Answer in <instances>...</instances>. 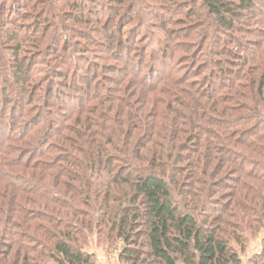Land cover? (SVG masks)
Listing matches in <instances>:
<instances>
[{
	"label": "trees",
	"instance_id": "16d2710c",
	"mask_svg": "<svg viewBox=\"0 0 264 264\" xmlns=\"http://www.w3.org/2000/svg\"><path fill=\"white\" fill-rule=\"evenodd\" d=\"M139 1L165 34L156 51L135 35L131 0H0V133L24 144L0 143V181L57 202L23 208L11 228L26 213L41 221L33 235L1 219L25 264H95L77 243L74 197L98 201L121 264H241L232 241L264 226L263 0ZM90 170L109 174L101 195L87 192ZM62 183L71 198L55 193ZM250 264H264V238Z\"/></svg>",
	"mask_w": 264,
	"mask_h": 264
},
{
	"label": "rangeland",
	"instance_id": "374dc122",
	"mask_svg": "<svg viewBox=\"0 0 264 264\" xmlns=\"http://www.w3.org/2000/svg\"><path fill=\"white\" fill-rule=\"evenodd\" d=\"M57 1V0H54ZM132 4H134L137 8H139L138 10L140 11L139 16H141L142 20L137 22H135L134 24V29H135V35L137 36V38H139V40H145V43L147 45V50H157L159 47L160 42L164 39L165 34L163 31L158 30L156 27H154L153 24V16H151L150 14H148L146 11H143L140 1L139 0H131ZM264 3V0L261 1ZM262 3V5H263ZM264 8V7H263ZM264 16V10L262 11ZM142 22V23H141ZM131 27H126V29L128 31H130ZM115 63V62H114ZM118 64V63H115ZM161 68V65L156 67L157 68ZM109 77L111 76L112 81L110 82V79H108V84H112V87H116V90L119 91V87L121 86V82L120 80V76L122 75V72H118L116 73L115 71L113 72H108L106 73ZM101 82H103V80H101ZM117 83V84H116ZM114 87V88H115ZM121 88V87H120ZM138 89H140L138 87ZM131 90H128V92H130ZM161 95V94H160ZM125 96L128 98V93L125 94ZM133 100V99H132ZM136 100V99H134ZM136 103V101H133ZM106 124H112L110 123H106ZM5 133V132H4ZM3 133V134H4ZM6 134V133H5ZM2 135V133H0V143L2 142H6L8 145H12V144H20L23 145L24 144L22 142H18L16 140H8L6 138V135ZM6 139V140H5ZM79 146L83 145L82 144V140L78 143ZM86 146V145H85ZM89 146H87L88 148ZM26 148V147H24ZM74 148V147H73ZM73 152L75 154H78V152L75 150H73ZM86 153V152H84ZM16 152L15 153H11L10 157L15 158L16 157ZM79 156L83 159L86 160V154H79ZM35 160H37L35 158ZM69 167V171H71L72 173H74V171L79 172L76 167L73 166H67ZM19 168V167H18ZM46 168V167H45ZM25 170V171H24ZM16 169L14 170V174L18 175V173H20V171H24L25 174H28L27 176H29V173L32 172L28 169ZM27 171V172H26ZM33 172H37L39 175H48L49 173L51 174H59L58 171H42V170H33ZM31 174V173H30ZM234 176H237V179L239 178L240 181H244L248 184H253L255 185L256 182L251 181L250 179L246 178L242 172L237 171L236 173L233 174ZM87 180L91 185V188L87 189V192L90 194V196H93V194L98 193V194H103L104 190L107 188V185L109 184V174L106 171L103 172H99V171H95V170H90L87 172ZM237 181V180H236ZM239 181V180H238ZM229 183L234 182L232 181H228ZM70 187L71 186H78L79 188H82V184L79 182H71L70 183ZM238 184V182H237ZM52 185V184H49ZM65 184H60V186L58 187V189H55V193L59 196V199H63V198H71V194H70V187L68 188V186L66 189L63 187ZM239 185V184H238ZM69 189V190H67ZM9 192L11 197V201L13 203V205L11 207V211L7 212L5 214H9L8 215V219L6 220L4 218V214L0 215V225H2L1 223V219H4V223L8 224V220L11 221L10 222V226L9 229L12 230V232H15L17 230H19L20 232H22V234H26L25 232L30 231L29 229H31V232H29V234L33 235V230L32 228H29V226H31L32 224L35 223V225L37 224V222H41L39 220L33 219L32 221L29 220L28 218H26L25 216L27 215L26 213L24 214V220L26 223V226L22 229H12L13 224L15 219L17 220V218H19V220L23 219V213H24V209L26 211H30V210H34L39 209V211H41L43 213L42 210H44L43 208L40 209L39 205H36L37 202H40L41 204H48L49 206L53 207L57 206V202H54L52 200H47L44 201L43 198L36 196L34 194H30V193H23L20 192L19 190L15 189L14 186L10 185V184H6L4 181H0V191L1 192ZM261 192H264V189H261ZM14 195V197H13ZM88 198V201L91 202V204L89 206H86L84 204L79 202L76 197L72 198V201L75 203L76 206L82 208L83 210H85L83 212L84 218H85V222L83 224V227H80L81 229L79 233H77V243L82 247L83 250H85L86 252H88L89 254H92L93 259H94V263L95 264H121L120 261L118 260V253L120 251L122 242L121 240L117 237V235L115 234V231H110L108 229V227H105L104 225L102 226L101 224L104 222L103 221V215L102 212L98 209L99 208V203L98 201H96V199L92 198V197H86ZM7 198L4 196V194L0 195V208L4 207L7 210V205L5 206V204L7 203ZM35 201V203H33ZM18 203L20 205V207L18 208L16 206V204ZM97 203V204H96ZM46 209V208H45ZM48 212H50V215H52L53 212L50 209H47ZM47 213V212H45ZM82 215V214H81ZM94 215V216H92ZM70 217V215H69ZM59 218V217H58ZM57 218V219H58ZM91 219V220H90ZM35 220V221H34ZM75 220V219H74ZM73 221V219H72ZM238 223H240V220L238 219L237 221ZM73 224H75L76 222L73 221L71 222ZM47 226H49V228H51L50 225L47 224ZM240 226V225H239ZM12 227V228H11ZM243 240L242 242H235L232 241V244L234 246V248L236 249L239 258L241 260V264H250V259L256 255L259 254L262 250V240L264 238V226L260 229H258L257 231L253 232L252 229H249L245 226H243ZM33 231V232H32ZM6 232V231H5ZM4 231L0 230V260H1V250H6V246L11 247V251H9L7 258L9 259V263L8 264H25L24 262V258L23 255L25 254V250L23 249L24 246L21 244V242L17 243H12V240L9 237L4 236L3 234L6 235ZM40 232L43 231H39L38 236L42 241H38V243L41 242H45L47 241L48 237L44 236L42 237L40 234ZM34 235H36V233H34ZM30 237V236H29ZM24 244H28V245H32L35 246V248L38 246L35 245L34 243H32L31 241H24ZM28 251V250H27ZM5 252V251H4ZM7 252V250H6ZM28 255L30 256L31 259H29V261H31L32 259H34L35 262H37L40 258L38 257V255H34L31 251H28ZM3 257L5 258V255H3ZM28 259V257H27ZM1 262V261H0ZM1 264H5L2 263Z\"/></svg>",
	"mask_w": 264,
	"mask_h": 264
}]
</instances>
